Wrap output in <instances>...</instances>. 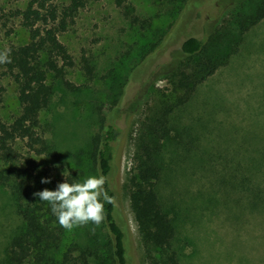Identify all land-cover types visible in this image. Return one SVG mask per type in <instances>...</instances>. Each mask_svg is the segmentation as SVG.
Instances as JSON below:
<instances>
[{
    "label": "rangeland",
    "instance_id": "1",
    "mask_svg": "<svg viewBox=\"0 0 264 264\" xmlns=\"http://www.w3.org/2000/svg\"><path fill=\"white\" fill-rule=\"evenodd\" d=\"M121 1L83 0L67 29L59 33L73 62L65 76L86 89L75 93L57 84L50 106L41 112L42 133L56 152L37 154L21 139L14 145L21 164L35 160L55 190L65 180L100 176L86 150L102 117H112L121 129L113 161L115 217L125 231L127 264H147L127 180L134 172L141 125L171 97L170 82L157 73L169 65L166 54H179L183 38L201 37L215 28L238 35L229 15L239 2ZM257 1L249 0L244 9L252 11ZM27 3L0 0V52L27 42L20 16ZM124 5H131L140 18L151 19V28L132 23ZM155 27L166 31L162 43L134 71L130 99L112 103L118 83L139 61ZM86 61L92 75L86 72ZM0 89V122L9 123L20 105L16 84L1 64ZM171 119L174 125L189 127V144L163 150L156 191L175 224L173 244L180 264H264V18L244 33L238 51L196 87ZM22 224L11 189L0 187V264H8L6 247ZM99 226L90 222L71 231L63 228L60 255L69 249L81 264L80 249L92 244Z\"/></svg>",
    "mask_w": 264,
    "mask_h": 264
},
{
    "label": "trees",
    "instance_id": "2",
    "mask_svg": "<svg viewBox=\"0 0 264 264\" xmlns=\"http://www.w3.org/2000/svg\"><path fill=\"white\" fill-rule=\"evenodd\" d=\"M118 1L121 4L122 1ZM232 1L239 2V7L229 15V21L238 35L215 28L201 37L183 38L179 54H166L164 60L169 65L164 64L157 73L170 82L171 97L162 100L159 108L146 117L141 125L134 172L127 180L130 207L147 264H180L178 250L173 244L175 224L161 205L156 191L161 176L159 159L163 150L167 146L186 147L189 144V127L174 125L176 123L170 122L171 117L189 102L200 83L238 51L244 33L264 18V0H258L250 12L244 9L249 0ZM82 5L83 0H70L67 4L56 0H28L25 9L20 11L28 40L23 44H10L11 62L1 64L5 74H9L16 84L20 105L13 121L0 122V187L11 189L17 212L23 221L20 231L6 247L8 264H77L69 249L60 255L65 236L63 227L52 214L48 202L34 195L45 188L52 190L50 183H41L42 178H47L46 172L35 160H31L27 166L21 164L14 144L17 139H21L37 154L56 152L54 145L42 133L40 115L50 106L57 84L75 93L86 89L85 85H76L66 78V69L73 62L66 46L59 39V33L67 29L68 23ZM123 7L132 23L151 28V19L134 14L131 5ZM165 34L164 30L152 28L150 41L140 53L139 61L122 76L112 103L130 99L135 82L134 71L160 46ZM85 69L88 75H92L93 68L88 61L85 62ZM110 75L113 74L110 72ZM142 84H146V80ZM107 115L102 117L103 123L92 136L86 154L99 175L106 177L105 189L109 196L114 197V201L111 204L105 202V219L96 229L92 244L80 249L81 264H127L125 231L115 217L117 195L113 161L115 143L121 129ZM173 130L176 133L172 134ZM77 180L70 179L69 183H76Z\"/></svg>",
    "mask_w": 264,
    "mask_h": 264
},
{
    "label": "clouds",
    "instance_id": "3",
    "mask_svg": "<svg viewBox=\"0 0 264 264\" xmlns=\"http://www.w3.org/2000/svg\"><path fill=\"white\" fill-rule=\"evenodd\" d=\"M10 62V49L0 52V64ZM106 182L104 175L89 176L76 183L65 180L58 183L55 190L45 188L34 195L48 202L52 214L66 230L71 231L90 222L99 226L105 219V202L111 204L114 201L105 189ZM41 183H51V178H42Z\"/></svg>",
    "mask_w": 264,
    "mask_h": 264
}]
</instances>
